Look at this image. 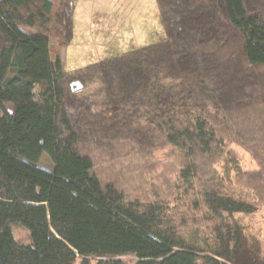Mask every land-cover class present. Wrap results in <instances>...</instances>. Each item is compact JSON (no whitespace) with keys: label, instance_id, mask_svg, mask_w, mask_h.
<instances>
[{"label":"trees","instance_id":"obj_1","mask_svg":"<svg viewBox=\"0 0 264 264\" xmlns=\"http://www.w3.org/2000/svg\"><path fill=\"white\" fill-rule=\"evenodd\" d=\"M78 1L0 0V264H264L216 168L236 144L264 179V0H156L161 42L70 73Z\"/></svg>","mask_w":264,"mask_h":264},{"label":"rangeland","instance_id":"obj_2","mask_svg":"<svg viewBox=\"0 0 264 264\" xmlns=\"http://www.w3.org/2000/svg\"><path fill=\"white\" fill-rule=\"evenodd\" d=\"M164 37V26L156 0H80L75 6L74 37L71 44L60 51L56 41H51L50 45L53 59L58 52L64 69L74 73L92 63L159 43ZM97 87L91 86L87 94L93 95ZM228 150L233 152L237 161L225 154L216 168L232 187L236 197L256 202L260 200L255 213L237 214L235 218L240 219L245 233L258 240L264 250V179L258 181L259 176L245 175L259 172L263 166L243 146L230 144ZM148 160L149 168L146 163H135L130 167H136L137 172L142 175L145 168L152 173H162L169 169L170 165L165 167L166 164H177L176 167L180 164V159L168 146L156 150ZM39 166L47 171L54 170V164L47 155L40 160ZM260 173L261 176L264 175L263 170ZM15 237L21 243L30 242L29 232L18 226L15 227ZM123 259L136 261L133 257Z\"/></svg>","mask_w":264,"mask_h":264}]
</instances>
